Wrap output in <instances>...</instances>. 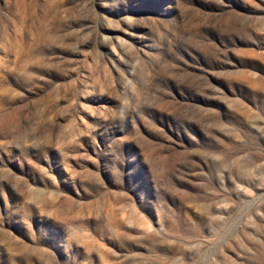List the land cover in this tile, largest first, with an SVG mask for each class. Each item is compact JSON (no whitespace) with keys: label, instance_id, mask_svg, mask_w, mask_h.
<instances>
[{"label":"rangeland","instance_id":"374dc122","mask_svg":"<svg viewBox=\"0 0 264 264\" xmlns=\"http://www.w3.org/2000/svg\"><path fill=\"white\" fill-rule=\"evenodd\" d=\"M0 264H264V0H0Z\"/></svg>","mask_w":264,"mask_h":264}]
</instances>
